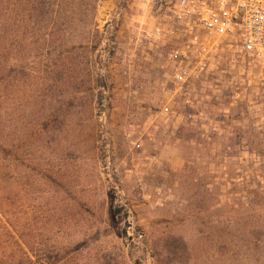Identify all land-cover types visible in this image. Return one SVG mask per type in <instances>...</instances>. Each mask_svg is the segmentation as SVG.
Segmentation results:
<instances>
[{
	"label": "rangeland",
	"instance_id": "374dc122",
	"mask_svg": "<svg viewBox=\"0 0 264 264\" xmlns=\"http://www.w3.org/2000/svg\"><path fill=\"white\" fill-rule=\"evenodd\" d=\"M176 3L0 0V264H264V62L177 86Z\"/></svg>",
	"mask_w": 264,
	"mask_h": 264
},
{
	"label": "built area",
	"instance_id": "2783aa9c",
	"mask_svg": "<svg viewBox=\"0 0 264 264\" xmlns=\"http://www.w3.org/2000/svg\"><path fill=\"white\" fill-rule=\"evenodd\" d=\"M173 18L177 28L171 34L179 44L167 60L179 87L223 55L264 62V0H177ZM169 34L155 28L151 38L165 40Z\"/></svg>",
	"mask_w": 264,
	"mask_h": 264
},
{
	"label": "trees",
	"instance_id": "16d2710c",
	"mask_svg": "<svg viewBox=\"0 0 264 264\" xmlns=\"http://www.w3.org/2000/svg\"><path fill=\"white\" fill-rule=\"evenodd\" d=\"M28 17H31L30 10L28 11ZM17 39H18V37L16 35H8V36L0 35V66H1V60H4V57L7 53L6 45H8L9 48H11V51L14 52V49H15L14 47H15V44L17 43ZM2 46H3V48H2ZM1 48H2V50H1ZM24 56H25V54H24Z\"/></svg>",
	"mask_w": 264,
	"mask_h": 264
}]
</instances>
